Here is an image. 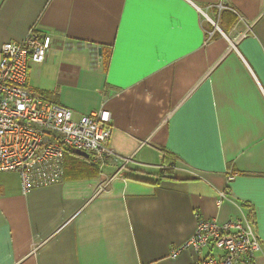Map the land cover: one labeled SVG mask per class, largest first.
I'll use <instances>...</instances> for the list:
<instances>
[{
  "label": "crops",
  "instance_id": "1",
  "mask_svg": "<svg viewBox=\"0 0 264 264\" xmlns=\"http://www.w3.org/2000/svg\"><path fill=\"white\" fill-rule=\"evenodd\" d=\"M33 28L52 46L29 90L72 120L103 106L114 158L66 156L25 195L1 173L0 264H199L210 247L169 258L197 219L246 217L264 264V0H0V49Z\"/></svg>",
  "mask_w": 264,
  "mask_h": 264
},
{
  "label": "built area",
  "instance_id": "2",
  "mask_svg": "<svg viewBox=\"0 0 264 264\" xmlns=\"http://www.w3.org/2000/svg\"><path fill=\"white\" fill-rule=\"evenodd\" d=\"M222 8L218 6L219 11ZM236 41H229L231 47ZM51 46L50 35L33 28L20 42L5 43L0 49V174L16 173L24 195L35 188L60 184L69 152L88 154L100 174L105 164L114 158L109 149L112 119L108 110L102 106L72 120L71 110L29 90V65L43 63ZM62 48L75 50L80 44L66 43ZM116 160L121 161V166L110 180L132 162L127 157ZM233 179L234 176L228 178ZM107 185L108 182H103L98 191H103ZM223 198L220 194V199ZM221 203L222 200L217 201V207ZM209 247L210 252L199 264H254V253L260 249L244 218L224 224L198 218L192 237L171 249L169 258L175 259L186 250L200 255Z\"/></svg>",
  "mask_w": 264,
  "mask_h": 264
},
{
  "label": "trees",
  "instance_id": "3",
  "mask_svg": "<svg viewBox=\"0 0 264 264\" xmlns=\"http://www.w3.org/2000/svg\"><path fill=\"white\" fill-rule=\"evenodd\" d=\"M69 155H74V152H69L67 154V157ZM165 160H166L165 166L158 171V174L156 176L157 181L173 179V174H174V170L176 169V164L174 163L173 160H170V158H167V159L165 158ZM65 165H66V161H65ZM65 165H64V168L66 169ZM96 169H97L96 171H98V173H99L97 166H96ZM245 219H246L247 223L250 225V227H252L251 220H249L247 217Z\"/></svg>",
  "mask_w": 264,
  "mask_h": 264
},
{
  "label": "water",
  "instance_id": "4",
  "mask_svg": "<svg viewBox=\"0 0 264 264\" xmlns=\"http://www.w3.org/2000/svg\"><path fill=\"white\" fill-rule=\"evenodd\" d=\"M74 154H76L79 157L85 158V159H88L89 158V155L86 154V153H84V152L76 151V152H74Z\"/></svg>",
  "mask_w": 264,
  "mask_h": 264
},
{
  "label": "rangeland",
  "instance_id": "5",
  "mask_svg": "<svg viewBox=\"0 0 264 264\" xmlns=\"http://www.w3.org/2000/svg\"><path fill=\"white\" fill-rule=\"evenodd\" d=\"M10 179V176L0 175V180Z\"/></svg>",
  "mask_w": 264,
  "mask_h": 264
}]
</instances>
